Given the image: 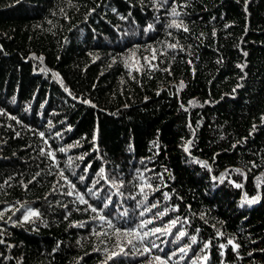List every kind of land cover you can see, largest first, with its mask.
Returning <instances> with one entry per match:
<instances>
[{
    "label": "trees",
    "instance_id": "16d2710c",
    "mask_svg": "<svg viewBox=\"0 0 264 264\" xmlns=\"http://www.w3.org/2000/svg\"><path fill=\"white\" fill-rule=\"evenodd\" d=\"M262 116L264 0H0V264H264Z\"/></svg>",
    "mask_w": 264,
    "mask_h": 264
},
{
    "label": "snow or ice",
    "instance_id": "6c2138e0",
    "mask_svg": "<svg viewBox=\"0 0 264 264\" xmlns=\"http://www.w3.org/2000/svg\"><path fill=\"white\" fill-rule=\"evenodd\" d=\"M163 2H164V3H167L168 0H163ZM173 4H175V0H173ZM181 7H183V5H182ZM113 11H115V9H114ZM170 16L172 17V19H171V21L167 24V27H168V28H176L178 31H179V30H182V31H184V32H188V31H189L188 27L184 24V21L178 19V18L181 16V12L178 11L177 8H176L175 6L171 7ZM121 19H125V17L122 16ZM152 27H153V25H152V24H149V25L147 26V28L145 29V31H149V30H151ZM168 35L171 36L172 33L169 32ZM213 35H215V33H213ZM178 46H179V40H177L175 43H168V44L166 45L167 48H169V49H173V50H175ZM180 50L183 51L184 49L181 48ZM151 51H152V58H151V60H149L148 57H144V60H145L146 63H148V65H149L151 68H155L156 65L152 64L151 61L156 59V51H157V50H156V49H152ZM163 54H164V53H161V55H163ZM133 55H134V53H133ZM243 55L246 57V56H247V52H244ZM39 59L42 61L43 58L41 57V58H39ZM217 62L220 63V62H222V61H217ZM189 63H191V61H189ZM127 66H128V65H127V63H126V67H127ZM236 67H237V68H240V70L243 72V71H244V68L246 67V64H243V65H242V64H237ZM136 70L139 71L140 69L137 68ZM41 71H47V69H42ZM164 71H168V72L170 73V68H166V69H164ZM53 75L56 76L57 79H59L58 74L53 73ZM243 78H244V77H241V79H243ZM61 84H62V81H61ZM241 86H242V85H239V84L237 85V87H241ZM183 87H185V85H184L183 81H181L180 84L178 85V89H183ZM235 90H236V89H233L234 92H235ZM65 91H68V89L65 88ZM85 102L87 103V101H85ZM189 103H190L191 105H193V106H195V104H196L195 101H190ZM93 107H95V106L93 105ZM181 107H184V106L181 105ZM185 111H187V108H185ZM261 120L264 121V116L261 117ZM189 127H191V124H189ZM255 127H256V126L253 125V130H255ZM250 134H251V133H250ZM39 135H40L41 139H44V133H43V132L39 133ZM58 135H59V134H58ZM95 140H96V136H95V134H94V135H93V138H92V141H91L94 145H95ZM44 143L47 144V140H46V139L44 140ZM191 144H192V141L189 140V141L187 142V146H185V148H184V151H185V152H188V151H189V147L191 146ZM77 145H79V142H77ZM69 147H72V146L70 145ZM59 151H60V152H66V149L63 148V147H61V148L59 149ZM41 154H42V155L45 154V153L43 152V150H41ZM46 155H47L49 158H51V159H55V153H53V152H51V151L47 152ZM70 159H71V158H70ZM77 159L83 160V159H84V156L81 155V156L77 157ZM196 162L199 163L201 167H205V168L208 167V164H207V162H205V161H196ZM253 166L255 167V165H253ZM89 168H91V164H90V163H89L88 165H86V167H85L84 170L87 171ZM165 171H167V170H165ZM236 171L239 172V170H236ZM241 174H242V173H241ZM37 175H38V174H37ZM95 175H96L97 177H99V179L96 180L95 183H99L100 180H104L105 183H110V186H111V187H118L117 184H116L115 178H112L111 181H109V177L106 175V173H105V168H104V167H100V168L97 170V172L95 173ZM157 175H158V177H159L160 180H163V174H162V173H161V174H157ZM60 178H61V180L64 181L65 184H68V185L70 186V188L72 189V190H70V191H68V192H66V193H64V194H65V195H68V196L73 195V191L75 190V185L72 184L71 181H69V180L64 176L63 171L60 172ZM137 178L141 181V184L139 185V190H140V193H141V194H143V193L145 192V187L150 188V189L153 188V185H152L151 183H149L148 180H146V179L144 178V174H143V173H139V175H138ZM79 179L83 180V179H85V177H84V176H81V177H79ZM230 182H231V181H230ZM165 186H166V185H165ZM235 186H236V187H241L240 184H236ZM25 187H26V186H25ZM93 187H95V184H93ZM53 190H54V191L56 190L55 187L53 188ZM159 190H160V189H159L158 186L154 188V191H159ZM88 191H89V192H92V189L89 188ZM163 195H164L165 199H169V198H170V196H169L168 193H163ZM78 199L80 200L81 203H87V201L84 199V197H83L82 195H79V194H78ZM133 199H135V197H133ZM145 199H147V196H145ZM258 200H259V197H253V198L249 199V198L247 197V195H245V199H244V202H243V203H247V204L251 205V204H253V203L258 202ZM109 202H110V201H109ZM243 203H242L241 206H243ZM107 206H108L107 204L104 205V207H107ZM65 207H67V205H65ZM90 207H91V206H90ZM151 207H153V208L158 207V204H153ZM9 210H11V209H9ZM19 210H20V209H17V211H19ZM91 210H92L93 212H97V211H98L97 208H95V207H92ZM150 210H151V209H149V211H150ZM173 211H178V208H173ZM141 215H144V213H141ZM157 215L163 217L164 215H166V212H161V213H158ZM2 216H3V211L0 210V217H2ZM40 216H41V214H40V212H39L38 210H34V209H31V208L25 209L24 212L22 213V219H23V222H29L30 220H32L33 217H35V218H40ZM99 219L102 220V221H105V222L107 223V225H108L109 228H115V225L112 223V221L106 219L104 216H99ZM152 222H153L152 220H148L147 222H143V223H141L140 228H144V227L147 226V224L152 223ZM175 226H176V220H172V221L168 224L167 228H164V229H161V228H155V229H152V230H151V233H152L153 235H155L156 233H159V232H161V231H166V232H167L169 229H171V228H173V227H175ZM116 233L119 234V233H120V230H119V229H116ZM133 234L137 235V237H138V242L141 243V244L144 242L145 237L148 236V233H147V232L142 233V234H141V233H133V232H125V233H124V235H133ZM186 235H187V234H186L185 232L180 231V232L178 233V238H183V237H185ZM221 235H222V233H221ZM191 240H192L193 243H196V237H195V236H192V237H191ZM0 243H3V241L0 240ZM127 243L132 244L133 241H132V240H128ZM210 243H211L210 241L204 243L203 248H204V249L209 248ZM227 245H230L233 251H238V249H239V247H240L239 244L235 243L234 239H229V240L227 241ZM117 246H119V242H118V245H117ZM153 246H155V245H153ZM219 247H220L221 249H224V248H225V244H220ZM145 251H150V250L147 249V248H145ZM179 251H180L181 253H185V252H186V249H185L184 247H181V248L179 249ZM113 255H115V253H113ZM221 255H223V252H221ZM154 259H155V261H156V264H166V261H165V260H162L159 256L154 257ZM197 259H198V260L207 261V260H208V255L205 254L204 256H202V257H198ZM193 264H197V262H196V261H193Z\"/></svg>",
    "mask_w": 264,
    "mask_h": 264
},
{
    "label": "rangeland",
    "instance_id": "374dc122",
    "mask_svg": "<svg viewBox=\"0 0 264 264\" xmlns=\"http://www.w3.org/2000/svg\"><path fill=\"white\" fill-rule=\"evenodd\" d=\"M28 208H31V207H24V209H22V212H21V218H22V213L24 212L25 209H28ZM32 209V208H31ZM23 220V219H22Z\"/></svg>",
    "mask_w": 264,
    "mask_h": 264
}]
</instances>
